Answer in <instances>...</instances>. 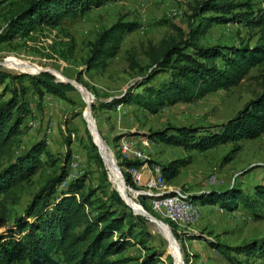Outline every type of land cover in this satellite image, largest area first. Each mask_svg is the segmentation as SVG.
Listing matches in <instances>:
<instances>
[{
    "label": "rangeland",
    "instance_id": "obj_1",
    "mask_svg": "<svg viewBox=\"0 0 264 264\" xmlns=\"http://www.w3.org/2000/svg\"><path fill=\"white\" fill-rule=\"evenodd\" d=\"M12 1L17 0H0L3 2L0 6V34L6 26L5 13ZM202 1L108 0L100 7L63 19L59 28L43 27L26 38L17 35L11 41L0 42V71L14 76L39 75L42 71H38L42 69L51 74L54 84L68 83L73 87L60 96L42 87L39 92L26 76L20 82L6 80L9 87L19 90L23 86L24 93L19 99L26 105L27 111L23 115L20 133L0 153V171L23 156L33 143L41 139L45 141L47 154H41L42 164L33 175L14 187L6 197L0 196L2 241L13 242L23 237L24 232L19 231L15 220H33L27 215L29 206L36 196L42 195L40 193L48 181L60 174L61 168L65 170V176L55 186L49 202L66 193L69 184L79 177L84 179L83 192H94L91 199H105L114 190L119 194L111 167L103 159L99 147L94 151L91 146V140L97 145V139L90 132L85 118L88 110L94 120L96 133L115 158L125 195L141 205L144 213L147 209L151 211L150 217L163 222L172 232L179 245L177 257L184 264H264V256L246 257L236 251V247L243 243L264 238V207L257 206L254 214L241 205L234 211H226L218 205L203 204L198 199L200 194L212 189L223 190L235 185L247 194L253 191L256 184L264 185V132L255 139L242 140L237 144H220L205 151H186L149 136L150 132L170 126L211 128L234 117L263 90L264 61L250 69L236 86L209 93L191 102L166 105L155 113L135 104L122 103L119 110L116 106H102L126 91L141 92L142 86L138 85L148 71L149 62L144 55L148 45L157 44L162 37L176 34L175 26L187 33L192 22H195L191 18L192 13ZM234 1L247 3V8L234 12L245 9L255 11L264 7L262 0ZM228 18L230 20L226 23H213L198 42L223 46L253 45L256 42L258 28H249L230 14ZM117 21L134 22L137 26L124 34L117 53L108 60L107 67L89 70L85 59L98 34ZM71 42L74 44L72 55L62 57L61 53L67 54L66 47ZM131 61L136 62L137 66L132 65ZM11 64H23L28 71ZM167 78L168 74L161 72L148 85L155 86ZM3 87L4 84L0 86V92L4 95L3 100H6L10 92L3 90ZM77 88L84 92V98ZM122 136L133 139L148 137L149 146L144 151L147 162L151 160L159 165L175 158H189L190 163L175 178L165 181L168 189L165 194L178 193L196 203L200 211L196 221L187 227L175 225L161 211L152 208L149 198L139 193L141 187L135 185L133 188L125 181L123 173H127V169L123 161L129 159L119 151L118 140ZM48 154L54 160L53 163ZM211 176L216 177V180H211ZM123 202L126 204L125 200ZM113 209L121 211L123 208L115 204ZM124 211L126 215L134 217L133 231L136 238L131 239V246L108 259L120 264H138L147 253L154 251L159 254L156 264H175L167 239L148 220L147 214H138L130 207ZM51 259L53 264H64L60 253L53 254Z\"/></svg>",
    "mask_w": 264,
    "mask_h": 264
},
{
    "label": "trees",
    "instance_id": "obj_2",
    "mask_svg": "<svg viewBox=\"0 0 264 264\" xmlns=\"http://www.w3.org/2000/svg\"><path fill=\"white\" fill-rule=\"evenodd\" d=\"M108 0H17L9 3L5 13L6 26L0 34V42H8L17 35L28 37L38 29L59 28L63 19L74 17L104 5ZM264 2V0H262ZM3 2H0V6ZM247 3L234 0H203L194 9L192 25L185 33L180 27H174L176 34L162 37L157 44H149L144 51L148 60V71L138 86L141 92L126 91L122 96L113 98L102 106L111 108L120 103L135 104L151 113L160 107L178 102H191L195 99L236 86L248 74L250 69L264 61V7L257 10L247 8ZM210 13V14H208ZM232 18L243 22L249 28H258L259 35L253 45H203L198 42L210 26L226 23ZM134 22L117 21L98 37L85 59L89 70L104 69L108 60L117 53L125 33L136 28ZM68 58L73 53L74 44L68 43ZM132 65L137 66L136 62ZM166 72L168 78L155 86L148 83L156 74ZM28 77L36 88L42 87L49 93L64 96V91L73 89L66 83L57 85L52 82L48 72L39 75H11L0 71V86L10 92L3 100L0 92V153L8 148L10 140L20 133L26 105L20 101L24 93L23 86L18 90L9 87L6 80L20 82ZM94 108V104H91ZM170 126L149 133L156 141L182 147L186 151H205L217 145L255 139L264 132V87L260 94L249 100L236 115L226 122L210 126ZM91 146L97 151L91 140ZM47 154L43 139L33 143L26 153L15 162L9 163L0 171V196L6 197L19 183L33 175L42 164L41 154ZM50 162L51 159L49 155ZM99 164L101 159L95 155ZM69 158V155L67 156ZM154 164L153 161H148ZM126 167L140 166L141 161L125 160ZM190 163L188 157L175 158L159 164L165 181L175 178L181 169ZM65 170L52 177L41 196H36L27 210L30 222L16 219L23 237L16 241H2L0 237V264H53L52 255L60 253L64 264H120L110 261L112 255L123 252L135 239L133 216L126 215L129 207L114 190L105 199H91L94 192L84 193V179L76 178L68 186V191L58 199L49 202L55 186L63 180ZM125 181L134 188L127 173ZM78 194V198L76 197ZM203 204L218 205L226 211H234L243 206L252 214L257 206L264 207V185L256 184L247 194L239 186L231 185L223 190H209L199 195ZM123 209H113L114 205ZM148 214H152L148 209ZM149 214V215H150ZM139 218V217H138ZM238 253L246 257L264 256V238L253 239L236 247ZM159 254L147 253L138 264H156ZM172 264V263H171Z\"/></svg>",
    "mask_w": 264,
    "mask_h": 264
},
{
    "label": "built area",
    "instance_id": "obj_3",
    "mask_svg": "<svg viewBox=\"0 0 264 264\" xmlns=\"http://www.w3.org/2000/svg\"><path fill=\"white\" fill-rule=\"evenodd\" d=\"M122 103L116 106L119 110ZM149 146L148 137L122 136L118 140V147L121 154L129 160L141 161L140 166L126 167L127 174L134 185L141 187L139 193L149 198L151 206L155 210L161 211L163 215L177 226L187 227L200 216V211L196 203L185 199L180 194H165L167 185L162 176L160 166L149 164L145 158L144 151ZM211 180L216 177L211 176ZM138 194V192H137Z\"/></svg>",
    "mask_w": 264,
    "mask_h": 264
},
{
    "label": "bare ground",
    "instance_id": "obj_4",
    "mask_svg": "<svg viewBox=\"0 0 264 264\" xmlns=\"http://www.w3.org/2000/svg\"><path fill=\"white\" fill-rule=\"evenodd\" d=\"M9 64V63H8ZM13 67H17L23 71H28L27 67L23 64H11ZM58 79H61V78H58ZM62 80V79H61ZM79 90V92L81 93L82 97L84 98V92L80 89V88H77ZM86 99L87 96H86ZM88 101H90L88 99ZM87 112H85V118L89 124V127H90V130L92 132V134L96 137L97 139V148L99 147V151L101 152L102 154V157L103 159L105 160V162L111 167L112 169V172L114 174V177H115V182L118 184L117 185V188L119 190V194L121 196V198L123 199V201L125 200V203L128 204V206L133 209L136 213L138 214H141V215H145L149 221H151L152 223H154V225L157 227V229L159 230V232L165 237V239H167L168 243H169V250H170V253H172L173 255V258H174V261H175V264H184L180 258L177 257V248H179V245L177 244L172 232L166 228L162 223L156 221L155 219H153L152 217H150V215L148 213H144L143 211V207L141 205H138L137 203L135 202H132L126 195H125V190H124V187H123V184L122 182L120 181V176H119V171L116 167V163H115V158L112 154V152L109 150V148L107 147V145L99 138L98 134L96 133V130H95V124H94V120L93 118L91 117V114L89 113L90 111L86 110ZM127 191V190H126ZM132 193H137L136 191H133ZM127 194H128V191H127ZM125 195V196H124ZM179 256V255H178ZM181 257V255H180Z\"/></svg>",
    "mask_w": 264,
    "mask_h": 264
},
{
    "label": "water",
    "instance_id": "obj_5",
    "mask_svg": "<svg viewBox=\"0 0 264 264\" xmlns=\"http://www.w3.org/2000/svg\"><path fill=\"white\" fill-rule=\"evenodd\" d=\"M41 71H44V70H42V69H40L38 72H41ZM30 73V72H29ZM68 80V79H67ZM68 81H70V82H72V83H74V85H79L78 83H76V82H74V81H71V80H68ZM89 105V104H88ZM89 108V107H88ZM91 132V131H90ZM94 142V141H93ZM95 144V143H94ZM128 205V204H127ZM147 213V212H146ZM163 223V222H162Z\"/></svg>",
    "mask_w": 264,
    "mask_h": 264
}]
</instances>
